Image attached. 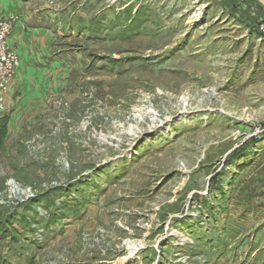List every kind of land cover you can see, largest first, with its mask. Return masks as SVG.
<instances>
[{
  "label": "rangeland",
  "instance_id": "1",
  "mask_svg": "<svg viewBox=\"0 0 264 264\" xmlns=\"http://www.w3.org/2000/svg\"><path fill=\"white\" fill-rule=\"evenodd\" d=\"M20 1L73 31L56 92L2 114L0 264H264L257 29L220 0Z\"/></svg>",
  "mask_w": 264,
  "mask_h": 264
},
{
  "label": "crops",
  "instance_id": "2",
  "mask_svg": "<svg viewBox=\"0 0 264 264\" xmlns=\"http://www.w3.org/2000/svg\"><path fill=\"white\" fill-rule=\"evenodd\" d=\"M220 2L227 14L247 29H257L264 22V8L257 0ZM29 6L20 0H0V17L17 14L20 18L10 36L11 47L20 59L15 93L32 102L56 92L57 77L64 71L59 63L67 58V52L60 50L58 45L62 33L57 31V27L59 25L64 32L73 29L68 28L72 25L68 21L62 24L55 21L53 25L52 11L41 6Z\"/></svg>",
  "mask_w": 264,
  "mask_h": 264
},
{
  "label": "built area",
  "instance_id": "3",
  "mask_svg": "<svg viewBox=\"0 0 264 264\" xmlns=\"http://www.w3.org/2000/svg\"><path fill=\"white\" fill-rule=\"evenodd\" d=\"M18 22L17 14L0 17V116L7 112L19 78L20 59L10 44V36ZM257 32L264 38V22L257 26Z\"/></svg>",
  "mask_w": 264,
  "mask_h": 264
},
{
  "label": "trees",
  "instance_id": "4",
  "mask_svg": "<svg viewBox=\"0 0 264 264\" xmlns=\"http://www.w3.org/2000/svg\"><path fill=\"white\" fill-rule=\"evenodd\" d=\"M7 120L8 118L4 115H1L0 116V142L2 141V139L4 138V135H5V130H6V123H7ZM264 135V134H263ZM253 140H256V139H253ZM1 144V143H0ZM247 143H245L241 149H244L245 148V145Z\"/></svg>",
  "mask_w": 264,
  "mask_h": 264
},
{
  "label": "bare ground",
  "instance_id": "5",
  "mask_svg": "<svg viewBox=\"0 0 264 264\" xmlns=\"http://www.w3.org/2000/svg\"><path fill=\"white\" fill-rule=\"evenodd\" d=\"M170 235H171V236H178V237H181V235H180L177 231H172V233H170ZM182 238H183V236H182ZM129 249H130V250H133V249H135V247H133V246H129Z\"/></svg>",
  "mask_w": 264,
  "mask_h": 264
},
{
  "label": "water",
  "instance_id": "6",
  "mask_svg": "<svg viewBox=\"0 0 264 264\" xmlns=\"http://www.w3.org/2000/svg\"><path fill=\"white\" fill-rule=\"evenodd\" d=\"M257 2L264 8V0H257Z\"/></svg>",
  "mask_w": 264,
  "mask_h": 264
}]
</instances>
